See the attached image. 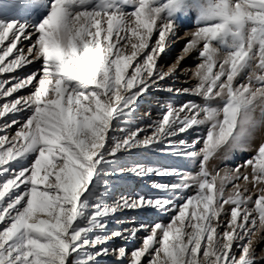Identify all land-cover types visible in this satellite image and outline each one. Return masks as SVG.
Masks as SVG:
<instances>
[{
    "label": "snow or ice",
    "instance_id": "snow-or-ice-1",
    "mask_svg": "<svg viewBox=\"0 0 264 264\" xmlns=\"http://www.w3.org/2000/svg\"><path fill=\"white\" fill-rule=\"evenodd\" d=\"M193 10L183 54L165 71L158 60ZM193 51L198 82L166 90L200 102L169 105L159 120L133 127L139 98ZM37 63L0 78V264H264L256 249L264 240V143L223 176L208 168L221 150L244 149L257 110L264 117V0H0V77ZM199 127L205 134L182 138ZM153 146L198 170L185 176L123 160ZM127 173L182 177L154 187L193 194L181 204L115 197L110 177ZM122 210L172 217L127 227L117 220ZM112 220L122 227L113 230ZM141 231L130 254L112 243Z\"/></svg>",
    "mask_w": 264,
    "mask_h": 264
},
{
    "label": "rangeland",
    "instance_id": "rangeland-1",
    "mask_svg": "<svg viewBox=\"0 0 264 264\" xmlns=\"http://www.w3.org/2000/svg\"><path fill=\"white\" fill-rule=\"evenodd\" d=\"M17 18H25L23 15L16 14ZM35 13H33L34 17ZM195 11H190L179 21L178 26V38L173 40L170 43L165 52L161 55L158 60L159 66L163 70L167 71L168 68L175 64L177 59L183 54V49L187 43L185 33L194 29L195 22ZM185 38V41L180 39ZM25 42L24 47H27ZM201 62L198 52L193 51L190 54L186 55L183 60H181L175 73L166 77L165 80L159 82V87H152L149 91L145 92L137 102V108L134 113V124L133 127L145 128L154 120H159L164 112H166L169 105L179 106L188 101L200 102V98L192 95L190 93H177L175 91L168 92L166 89L171 87L173 89H184L192 88L198 82L193 76V72L196 69V66ZM184 65V67L181 66ZM36 67H39V64L28 66L26 69L21 70L17 73L5 74L3 79H7L9 75H26L35 70ZM186 72V73H185ZM246 79V75H245ZM243 82V81H242ZM10 86V85H8ZM27 90H24L15 95H26ZM11 99V98H7ZM146 100V102H144ZM4 103V100H0V105ZM143 103V104H142ZM145 113H150L151 119L143 118ZM17 119L24 120L25 115H17ZM255 118L258 121V126L252 130L251 138L249 142L245 145L244 149H236L231 152L225 153L223 150L211 159L208 163L209 171L214 175L216 172H219L221 176L229 173L231 170H234L238 165H243L246 160L253 157L259 146L264 143V117L261 116L260 111L257 110L255 113ZM2 122V121H0ZM122 126V125H121ZM15 129H13L14 131ZM206 129L204 127H199L195 131L191 132L190 135H184L182 138L186 140H191L197 136L205 134ZM150 134V131H149ZM203 145L201 144L200 147ZM199 150V149H197ZM123 160L132 166L134 164H149L155 167H177L181 172L187 175H193L198 170L193 166L191 162L185 158L175 157L173 155L167 154L161 150H158L155 146L150 148H137L131 149L128 153H124ZM245 169H241V172H244ZM249 174L251 173V167L249 166L246 170ZM113 195L119 197L120 195L135 196L137 194H144L148 197H157L161 196L163 198H170L175 203L181 204L184 202V199L188 195H192L193 192L182 190L181 192L173 195L172 193H164L161 190L154 187L155 184L162 185H171L174 183H181L182 177H169V176H150V177H139L135 174L127 173L124 175H113L110 177ZM241 185V188L244 187V181L241 179L237 181ZM117 185V186H116ZM251 188V185H248ZM233 190L232 184L229 183L226 186V194ZM255 199V196H253ZM172 217V213H161L155 210H122L117 213V220L123 221V225L127 227H132L140 223L147 225H153L157 222L167 224ZM117 220H112L110 227L113 230L120 229L121 224L117 223ZM146 235L145 232L141 231L138 233V239L134 241H122L119 239L114 240L113 245H127L129 254L132 249L139 248L141 246L142 238ZM260 243L256 246L257 254L261 251H264V240H259ZM113 258L108 257L102 262V264H112Z\"/></svg>",
    "mask_w": 264,
    "mask_h": 264
},
{
    "label": "bare ground",
    "instance_id": "bare-ground-1",
    "mask_svg": "<svg viewBox=\"0 0 264 264\" xmlns=\"http://www.w3.org/2000/svg\"><path fill=\"white\" fill-rule=\"evenodd\" d=\"M181 41H185L186 39L185 38H182V39H180ZM186 63H184L182 66H181V69H182V67H184V65H185ZM186 73V72H185ZM144 102H146V100H144ZM148 102V101H147ZM146 102V103H147ZM143 104V103H142ZM117 186V185H116ZM262 241V240H261ZM258 242H260V241H258ZM260 243H257L256 244V246H258Z\"/></svg>",
    "mask_w": 264,
    "mask_h": 264
}]
</instances>
